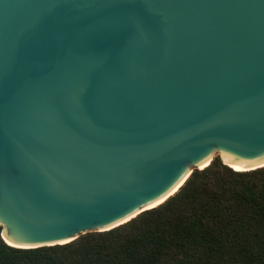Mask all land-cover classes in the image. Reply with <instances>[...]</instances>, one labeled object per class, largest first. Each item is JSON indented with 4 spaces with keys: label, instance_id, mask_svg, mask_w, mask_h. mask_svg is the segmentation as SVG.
Returning a JSON list of instances; mask_svg holds the SVG:
<instances>
[{
    "label": "water",
    "instance_id": "water-1",
    "mask_svg": "<svg viewBox=\"0 0 264 264\" xmlns=\"http://www.w3.org/2000/svg\"><path fill=\"white\" fill-rule=\"evenodd\" d=\"M216 156L264 165V0H0L5 243L117 227Z\"/></svg>",
    "mask_w": 264,
    "mask_h": 264
},
{
    "label": "trees",
    "instance_id": "trees-1",
    "mask_svg": "<svg viewBox=\"0 0 264 264\" xmlns=\"http://www.w3.org/2000/svg\"><path fill=\"white\" fill-rule=\"evenodd\" d=\"M0 264H264V167L238 171L215 158L112 229L37 247L0 237Z\"/></svg>",
    "mask_w": 264,
    "mask_h": 264
},
{
    "label": "bare ground",
    "instance_id": "bare-ground-1",
    "mask_svg": "<svg viewBox=\"0 0 264 264\" xmlns=\"http://www.w3.org/2000/svg\"><path fill=\"white\" fill-rule=\"evenodd\" d=\"M211 162L209 161L208 162V164H206L203 168H205V167H207L209 164H210ZM226 164V163H225ZM228 165V164H227ZM229 166V165H228ZM259 167H264V165L263 166H259ZM259 167H255V168H252V169H256V168H259ZM203 168H201V169H203ZM232 168V167H231ZM252 169H249V170H252ZM238 171H243V170H238ZM244 171H248V170H244ZM176 192H175V190L172 192V193H170L169 195H171V194H175ZM168 197V196H167ZM167 197H165L163 200H161L159 203H157L156 205H154V206H151V207H148V208H145V209H149V208H153V207H156V206H158V205H160L161 203H163L164 201H166V199H167ZM144 210V209H143ZM134 216V215H133ZM132 216V217H133ZM132 217H130L129 219L131 220V218ZM129 219H127V220H125L124 222H121L122 224L123 223H125V222H127V221H129ZM121 223H119L120 225H121ZM118 225V224H117ZM114 226H116V225H114ZM114 226H112V227H114ZM119 226V225H118ZM111 228V227H110ZM107 229H109V228H107ZM112 229V228H111ZM70 239H66V240H63V241H59V243H65L66 241H69ZM11 245H13V244H11ZM17 246V245H16ZM19 247H26V246H19Z\"/></svg>",
    "mask_w": 264,
    "mask_h": 264
},
{
    "label": "rangeland",
    "instance_id": "rangeland-1",
    "mask_svg": "<svg viewBox=\"0 0 264 264\" xmlns=\"http://www.w3.org/2000/svg\"><path fill=\"white\" fill-rule=\"evenodd\" d=\"M218 161H221L217 156L215 157ZM214 158V159H215ZM221 163H223L222 161H221ZM228 166V165H227ZM230 167V166H229ZM231 168V167H230ZM233 169V168H232ZM200 170V169H199ZM91 232H95V231H91ZM87 233H90V232H87Z\"/></svg>",
    "mask_w": 264,
    "mask_h": 264
}]
</instances>
